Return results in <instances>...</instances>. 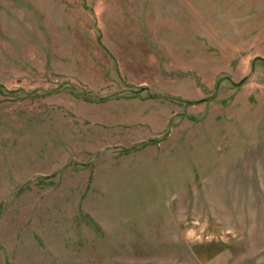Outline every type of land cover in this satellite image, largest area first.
<instances>
[{"label": "rangeland", "instance_id": "rangeland-1", "mask_svg": "<svg viewBox=\"0 0 264 264\" xmlns=\"http://www.w3.org/2000/svg\"><path fill=\"white\" fill-rule=\"evenodd\" d=\"M0 264H264V0H0Z\"/></svg>", "mask_w": 264, "mask_h": 264}]
</instances>
